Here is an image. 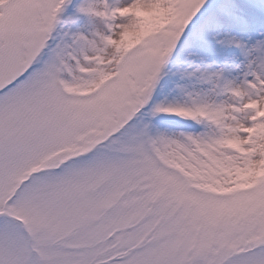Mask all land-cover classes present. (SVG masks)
Returning a JSON list of instances; mask_svg holds the SVG:
<instances>
[{
    "label": "snow or ice",
    "instance_id": "6c2138e0",
    "mask_svg": "<svg viewBox=\"0 0 264 264\" xmlns=\"http://www.w3.org/2000/svg\"><path fill=\"white\" fill-rule=\"evenodd\" d=\"M0 264H264V0H0Z\"/></svg>",
    "mask_w": 264,
    "mask_h": 264
}]
</instances>
